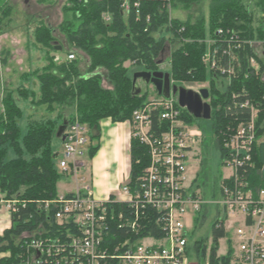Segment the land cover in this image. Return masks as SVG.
<instances>
[{
  "label": "trees",
  "instance_id": "1",
  "mask_svg": "<svg viewBox=\"0 0 264 264\" xmlns=\"http://www.w3.org/2000/svg\"><path fill=\"white\" fill-rule=\"evenodd\" d=\"M199 1L140 0L139 8L130 5L128 10H124L123 0H66L58 30L65 37L69 52H75L76 56L72 60L53 61V55H49L47 64L35 71L39 95L34 99V91H30L32 101L35 100L33 103L45 105L47 111L65 105L73 107V117L58 116L63 117L62 122L66 120L70 123L77 119L87 125L91 132H88L87 156L91 159L100 148L99 142L92 143L93 139H100V122L104 119L114 123L124 122L142 104L143 95L131 97L132 71L160 70L161 54L169 44L168 72L173 79L178 83L209 79L212 129L215 144L223 158L227 125H237L250 116L248 108L235 107L234 102L261 99L264 95V79L261 77L264 65L259 72L247 74L244 66L230 85L219 87L214 83L212 73L203 65L201 55L206 49L205 40L219 28L238 30L245 38L253 37L255 33L260 36L264 28V0H211L207 20L199 17L194 22L188 19L181 21L169 16L168 10L173 5L187 8ZM252 1L258 9L257 15L250 8ZM53 32L50 25L40 22L34 30L35 40L45 48L58 52L55 47L61 46L62 49V45L57 44ZM82 54L86 61L84 70L81 67L84 61ZM242 54L241 59L245 60L251 51L246 49ZM223 60H226L225 54ZM125 62H130L136 69L129 70ZM105 79L109 86L103 85ZM232 92H235V97H231ZM18 93L24 95L20 89ZM2 105L0 192L11 201V207L10 226L0 234V264H19L22 257L20 235L34 228L38 221L37 215L32 214L34 207L57 196L56 183L61 172L56 167L54 158L57 153L53 151L51 142L62 122L28 120L22 133L19 124L22 110L13 96L5 94ZM217 109L219 113L215 112ZM184 113L190 121L195 120L187 111L184 110ZM155 119L153 128L157 130ZM263 136L264 109L261 108L252 149L254 167L244 165L238 168L240 173L249 176L256 190L264 175ZM129 156L128 184L133 188L148 164L145 146L133 137L130 138ZM110 196L113 197V194ZM113 207L119 209L120 204ZM121 207L124 216H130L131 209H127L126 204H121ZM198 223L199 219L195 217L194 228ZM148 228L153 235L160 236L162 233L155 223ZM113 232L110 235L116 239L127 235L125 228H120L118 224ZM211 234L209 247L203 238L194 241L192 249L195 255L205 258L207 264H230V246L225 254H218V242L227 236L226 231L212 223Z\"/></svg>",
  "mask_w": 264,
  "mask_h": 264
},
{
  "label": "built area",
  "instance_id": "2",
  "mask_svg": "<svg viewBox=\"0 0 264 264\" xmlns=\"http://www.w3.org/2000/svg\"><path fill=\"white\" fill-rule=\"evenodd\" d=\"M130 5L137 9L140 0H123L124 10ZM205 43L201 61L219 87L230 85L244 66L247 74L259 72L264 65V28L260 36L255 33L247 38L238 30L219 28ZM246 49L251 54L242 60ZM75 56L72 51L65 59ZM205 82L190 89L198 92L207 88L209 79ZM157 96L136 107L128 122L130 137L145 146L148 156L135 187L128 184L129 175H125L113 197L100 199L90 185H85L36 204L32 211L38 217L35 227L20 235L19 264H190L195 255L192 245L199 238L190 236L195 214L209 203L201 198L199 189H193L196 177L188 179L186 173L202 135L184 120L182 112L187 110L178 104L176 95ZM234 106L248 108L250 116L237 125H227L223 164L229 172L221 177L220 197L213 201V223L227 233L226 251L228 246L232 249L230 264H264V175L256 190L249 176L238 171L244 165L254 167L256 120L264 109V95L260 100L234 102ZM154 119L157 130L153 128ZM63 135L58 167L76 177L87 154L86 126L74 120L67 123ZM117 203L119 209L113 207ZM121 204L131 209L130 216H124ZM187 215L189 226L183 221ZM151 223L161 230L160 236L150 233ZM116 224L125 228V237L110 235ZM231 230L234 237L229 238Z\"/></svg>",
  "mask_w": 264,
  "mask_h": 264
},
{
  "label": "rangeland",
  "instance_id": "3",
  "mask_svg": "<svg viewBox=\"0 0 264 264\" xmlns=\"http://www.w3.org/2000/svg\"><path fill=\"white\" fill-rule=\"evenodd\" d=\"M7 2V0H0V5ZM211 0H200L198 3H194L191 6L185 8L180 4L173 5L169 10V16L172 18H177L181 21L190 20L194 22L197 18L203 17L205 20L208 18L209 5ZM244 2H246L244 0ZM66 3V0H28L26 4L20 2L15 3L16 8L12 10V15L6 18L0 25V114L3 110L2 100L5 94H10L13 96L16 104L22 110V115L20 119V127L22 133L25 132L26 123L28 120L33 121H45L51 120L59 124L62 122L63 117H73L74 108L71 106H62L61 108L56 107L54 111H47L45 105H37L32 101L30 91H34V99L39 95V84L36 79L35 71L40 70L43 66L47 64L49 55H53V61L57 58L65 59L67 53H69V46L65 37L59 32L58 25L62 20V6ZM250 8L253 12L257 14L258 9L254 1L250 3ZM14 12V13H13ZM50 25L53 29V35L56 39L57 44L62 45V49L57 51L49 50L37 43L35 40V27L40 23ZM170 52L171 46L166 44L164 51L161 54L160 63L158 68L162 71H169L170 67ZM81 67L84 70L86 67L85 56L82 54ZM203 65H205L203 63ZM125 66L129 67V70H135L136 67L131 65L130 62H125ZM206 67V66H205ZM103 72V71H102ZM134 71H132L133 73ZM131 73V74H132ZM264 79V74L261 75ZM171 84H176L183 87H195L198 84H206L207 80L185 82L180 81L178 83L175 79L170 76ZM104 86H109L106 79L103 80ZM138 85L141 88L140 95H143L144 99L142 104L147 103L153 98H158L155 93L154 87L151 84H144L140 80ZM210 92V85H206ZM212 88V87H211ZM21 90L24 94L23 96L18 93ZM234 90V89H233ZM210 104V103H209ZM213 110L211 108V114ZM219 113L217 109L215 111ZM183 113V112H182ZM62 114L63 117H59ZM59 115V116H58ZM184 120H186L190 125L195 126L196 130L202 135L200 145L196 147L195 154L196 157L191 159L187 166V177L192 179L196 177L193 184V189H199L201 198L204 201L209 202L203 205L202 211L195 214L198 217L200 223L194 228V233L190 232V236L193 238L199 237L203 238L207 247L211 244L212 234L211 226L215 219V209L216 206L213 203L220 197V182L223 175L228 174V168L223 164V158L221 157L220 151L215 144V134L212 129V117L210 119H195L189 120L184 113ZM75 121L77 119H74ZM73 120V121H74ZM108 120L110 119H104ZM102 120L100 122V135L103 131H106L104 123ZM130 118L124 122H129ZM111 125H116L118 123L119 127L130 128L124 122H111ZM83 124V123H81ZM107 124V125H108ZM85 125V124H83ZM86 132H90L87 125ZM91 133V132H90ZM131 138V137H130ZM112 137H108L107 141L101 143L103 145V151L98 154L101 164L108 158L109 150L113 148V142L109 141ZM264 141V136L262 137ZM100 143V139H93L92 143L95 145ZM89 141L85 144L86 147L89 145ZM52 149L56 154L55 164L61 176L58 178L56 183L57 195L65 194L68 192H75L77 188H81L85 185H90L94 195L98 194L101 187L108 183L114 185L116 181V168L117 165L112 167H99L93 165L92 160L86 155L83 156V166L80 167L79 173L76 175L70 172H62L58 167V161L61 157L63 144L62 141L54 137L51 142ZM130 148V141H129ZM117 162H121V168L118 170L122 171V174L126 176L129 175L130 171V156L129 150L128 155H124L125 151L123 149V143L116 147ZM117 164V163H116ZM118 169V168H117ZM109 175V178L106 175ZM120 174H118L119 176ZM124 175V176H125ZM119 178V177H118ZM124 178V177H123ZM83 179V180H82ZM124 180V179H123ZM120 185V183H119ZM9 200L4 198L3 193L0 192V224H6L9 221L10 210L8 209ZM190 216V215H189ZM187 215L184 217L183 221L185 226H189L190 218ZM191 217H193L191 215ZM234 237L233 231L229 233V238ZM192 240V239H191ZM218 254H225L227 248V237H223L218 242ZM190 264H207L205 258L192 256L190 259Z\"/></svg>",
  "mask_w": 264,
  "mask_h": 264
},
{
  "label": "water",
  "instance_id": "4",
  "mask_svg": "<svg viewBox=\"0 0 264 264\" xmlns=\"http://www.w3.org/2000/svg\"><path fill=\"white\" fill-rule=\"evenodd\" d=\"M57 50H61V46L55 47ZM160 63V61H159ZM144 84H151L158 95L169 97L171 94L176 95L178 104L181 107L186 108L188 113L195 119H210L211 118V106L207 102L209 97V90L206 87L200 88L199 91L179 86L170 83V74L168 71L156 70H136L132 73V87L131 97L138 96L141 92V88L138 85V81ZM67 126V121L58 126L56 137L64 140L63 135Z\"/></svg>",
  "mask_w": 264,
  "mask_h": 264
},
{
  "label": "crops",
  "instance_id": "5",
  "mask_svg": "<svg viewBox=\"0 0 264 264\" xmlns=\"http://www.w3.org/2000/svg\"><path fill=\"white\" fill-rule=\"evenodd\" d=\"M110 122V121H109ZM108 120H104L103 123H104V126H106L105 129L106 131H103L100 135V148L98 149V151L96 152L95 156L93 158H91L92 162H93V165L97 167H99V165H102V167L100 168H104V167H112L113 165H117V168H116V174L115 176L117 175L116 177V181L114 183V185H110V184H104V186L101 187L100 191L98 194H96L95 196L98 197V198H104L108 195H111V194H115L116 191H117V187L119 186V183H121L123 177L125 174H122L121 172L122 171H118L120 168H121V162H117V155H118V151L116 152V147L121 145V143H123V149L125 151L124 155L126 154V156L128 155V150H129V141H130V128H125L122 127H119L118 124H123V123H118V124H114V125H111L110 127L109 126V123ZM111 123V122H110ZM127 126H129L128 122H124ZM108 124V125H107ZM130 127V126H129ZM108 137H112V139H110L109 141L113 142V148L111 150H109V155L110 157L108 156V158L105 159V161L103 162V164H101V161L99 160V157H98V154L100 152H102L104 149H103V145L101 143H103V141H107V138ZM117 163V164H116ZM118 174H120L118 176ZM109 175H111L110 173H108V175H106L107 178H109ZM119 177V178H118ZM94 192V191H93ZM95 194V193H94ZM9 217V221L6 223V224H0V234L3 232L4 229H7L9 226H10V215L8 216Z\"/></svg>",
  "mask_w": 264,
  "mask_h": 264
},
{
  "label": "flooded vegetation",
  "instance_id": "6",
  "mask_svg": "<svg viewBox=\"0 0 264 264\" xmlns=\"http://www.w3.org/2000/svg\"><path fill=\"white\" fill-rule=\"evenodd\" d=\"M16 1L24 5L27 3L28 0H7V2L0 5V25L4 20H6V18L12 15V10L16 8V5H15ZM14 12H16L15 9H14Z\"/></svg>",
  "mask_w": 264,
  "mask_h": 264
}]
</instances>
